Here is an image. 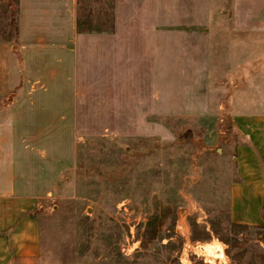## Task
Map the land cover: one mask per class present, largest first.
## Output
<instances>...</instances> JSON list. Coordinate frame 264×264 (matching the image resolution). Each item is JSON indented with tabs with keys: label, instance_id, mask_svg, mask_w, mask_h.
Segmentation results:
<instances>
[{
	"label": "crops",
	"instance_id": "obj_1",
	"mask_svg": "<svg viewBox=\"0 0 264 264\" xmlns=\"http://www.w3.org/2000/svg\"><path fill=\"white\" fill-rule=\"evenodd\" d=\"M211 5L112 0L111 29L101 31L82 28L78 0H16L15 36L0 26V264L40 263V216L52 209L78 141L91 137L88 125H113L120 138H135L136 125L147 130L170 115L228 121L241 139L222 147L235 163L231 219L263 224L264 112H246L247 102L234 95L218 99L221 87L210 77ZM3 6L11 12L8 0ZM220 6L234 31L264 30V0ZM167 132L161 129L162 139ZM217 135L212 141L221 144Z\"/></svg>",
	"mask_w": 264,
	"mask_h": 264
},
{
	"label": "rangeland",
	"instance_id": "obj_2",
	"mask_svg": "<svg viewBox=\"0 0 264 264\" xmlns=\"http://www.w3.org/2000/svg\"><path fill=\"white\" fill-rule=\"evenodd\" d=\"M229 2L212 0L211 83H219L220 101L234 95L247 102L246 112H264V30L234 31L230 11H219ZM8 4L16 8V0ZM78 9L83 29H111L112 0H78ZM12 19L3 6L0 26L9 37ZM207 114L170 115L147 130L138 124L135 138H120L113 125H88L91 137L78 141L52 209L40 216L39 264H264V207L260 226L230 216L235 163L222 147L241 139L228 121ZM161 129L168 130L164 139Z\"/></svg>",
	"mask_w": 264,
	"mask_h": 264
},
{
	"label": "trees",
	"instance_id": "obj_3",
	"mask_svg": "<svg viewBox=\"0 0 264 264\" xmlns=\"http://www.w3.org/2000/svg\"><path fill=\"white\" fill-rule=\"evenodd\" d=\"M11 15H12V22H11V25L14 27V29L15 30H17V25H18V23H17V9L15 8H11ZM79 29H81V28H79Z\"/></svg>",
	"mask_w": 264,
	"mask_h": 264
}]
</instances>
